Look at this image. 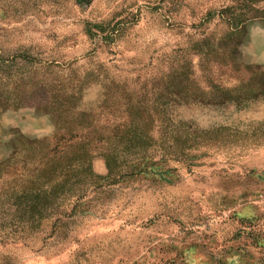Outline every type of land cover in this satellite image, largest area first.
<instances>
[{
    "label": "rangeland",
    "instance_id": "1",
    "mask_svg": "<svg viewBox=\"0 0 264 264\" xmlns=\"http://www.w3.org/2000/svg\"><path fill=\"white\" fill-rule=\"evenodd\" d=\"M0 264H264V0H0Z\"/></svg>",
    "mask_w": 264,
    "mask_h": 264
}]
</instances>
